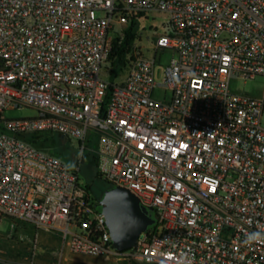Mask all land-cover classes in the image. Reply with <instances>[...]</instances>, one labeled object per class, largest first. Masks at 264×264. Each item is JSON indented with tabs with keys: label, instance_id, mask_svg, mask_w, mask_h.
<instances>
[{
	"label": "built area",
	"instance_id": "2783aa9c",
	"mask_svg": "<svg viewBox=\"0 0 264 264\" xmlns=\"http://www.w3.org/2000/svg\"><path fill=\"white\" fill-rule=\"evenodd\" d=\"M146 14L168 18L167 32L151 57L133 42L121 80L107 81L115 39ZM257 76L264 0H0V224L57 235L90 257L264 264V94L229 89ZM22 108L37 116H3ZM44 133L78 142L73 170L30 141ZM85 158L152 212L135 247L114 249L79 176Z\"/></svg>",
	"mask_w": 264,
	"mask_h": 264
},
{
	"label": "rangeland",
	"instance_id": "374dc122",
	"mask_svg": "<svg viewBox=\"0 0 264 264\" xmlns=\"http://www.w3.org/2000/svg\"><path fill=\"white\" fill-rule=\"evenodd\" d=\"M168 24L169 19L162 15H143L137 19V38L134 44L141 47L145 56H153V51L150 49L151 44L155 36L167 32ZM171 56L170 53H165L161 57L160 63L156 65L155 81L157 83L163 82V68L169 63ZM103 73L109 82L118 83L121 80V74L117 78H113L105 72ZM229 89L236 94L259 98L264 94V77L257 76L247 80L232 79L229 82ZM155 96L163 95L160 90H155ZM3 116L7 120L34 118L37 116V111L31 108L6 110ZM261 126L264 128V114L261 117ZM36 145L57 155L70 170L77 166L79 145L75 139H62L55 134L44 133L39 136ZM95 173L94 161L85 158L79 173L81 182L90 185L91 196L99 199L105 191L106 185L103 179L95 176ZM34 243L39 248L34 258L35 264H143L125 256L120 258L90 257L74 254L67 249H62L59 236L32 228L26 229L21 225L13 226L9 220H3L0 224V264L26 263L31 257Z\"/></svg>",
	"mask_w": 264,
	"mask_h": 264
},
{
	"label": "water",
	"instance_id": "95a60500",
	"mask_svg": "<svg viewBox=\"0 0 264 264\" xmlns=\"http://www.w3.org/2000/svg\"><path fill=\"white\" fill-rule=\"evenodd\" d=\"M115 250L122 252L135 247L139 235L154 223L151 211L142 208L126 189H106L99 199Z\"/></svg>",
	"mask_w": 264,
	"mask_h": 264
},
{
	"label": "trees",
	"instance_id": "16d2710c",
	"mask_svg": "<svg viewBox=\"0 0 264 264\" xmlns=\"http://www.w3.org/2000/svg\"><path fill=\"white\" fill-rule=\"evenodd\" d=\"M139 15L132 17V22L129 26V29L125 32L123 38H116L114 41V47L113 51L111 53V66L115 68L114 77H117V74L123 70L126 64V59L128 57L129 51L131 49V46L133 42L137 38V19L139 18ZM41 134H37L30 137V141L36 145V142ZM37 146V145H36ZM38 147V146H37ZM41 148V147H40ZM96 177H99L97 173H95ZM105 190L110 189L111 187L105 182ZM86 188L88 190H91L90 185L86 184ZM102 197V196H101ZM100 199V198H99Z\"/></svg>",
	"mask_w": 264,
	"mask_h": 264
},
{
	"label": "crops",
	"instance_id": "0c3cea01",
	"mask_svg": "<svg viewBox=\"0 0 264 264\" xmlns=\"http://www.w3.org/2000/svg\"><path fill=\"white\" fill-rule=\"evenodd\" d=\"M18 225L20 226V224H18ZM18 225H16V226H18ZM21 226H22V225H21ZM25 228H26V229H29V226H25Z\"/></svg>",
	"mask_w": 264,
	"mask_h": 264
},
{
	"label": "clouds",
	"instance_id": "9594fccd",
	"mask_svg": "<svg viewBox=\"0 0 264 264\" xmlns=\"http://www.w3.org/2000/svg\"><path fill=\"white\" fill-rule=\"evenodd\" d=\"M252 238H255V237H252Z\"/></svg>",
	"mask_w": 264,
	"mask_h": 264
}]
</instances>
